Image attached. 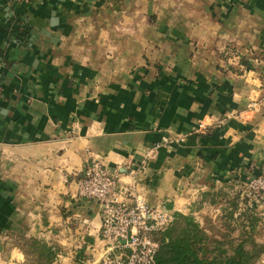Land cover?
I'll list each match as a JSON object with an SVG mask.
<instances>
[{"label": "crops", "instance_id": "1", "mask_svg": "<svg viewBox=\"0 0 264 264\" xmlns=\"http://www.w3.org/2000/svg\"><path fill=\"white\" fill-rule=\"evenodd\" d=\"M92 158L211 232L202 194L264 177V0H0V264H31L22 237L51 264L99 259L98 207L75 197Z\"/></svg>", "mask_w": 264, "mask_h": 264}, {"label": "built area", "instance_id": "2", "mask_svg": "<svg viewBox=\"0 0 264 264\" xmlns=\"http://www.w3.org/2000/svg\"><path fill=\"white\" fill-rule=\"evenodd\" d=\"M217 126L223 119L216 121ZM209 126L199 123L197 131L205 132ZM183 137H164L163 144L181 141ZM161 144L145 151L149 158ZM145 159L137 168L130 169L132 178L145 168ZM117 174L112 173L98 158L87 161L76 180V198L93 201L99 210L101 224L99 241L102 253L93 264H154L162 232L172 220L170 210L162 206H150L134 193V179L130 184H119ZM251 198L250 202L264 200V177L251 176L239 185ZM248 206V204H247Z\"/></svg>", "mask_w": 264, "mask_h": 264}, {"label": "trees", "instance_id": "3", "mask_svg": "<svg viewBox=\"0 0 264 264\" xmlns=\"http://www.w3.org/2000/svg\"><path fill=\"white\" fill-rule=\"evenodd\" d=\"M237 193L219 189L202 194L200 206L220 204L224 212L223 220L214 223L211 232L192 213L173 212L169 225L156 235L159 247L154 264H254L264 255V240H257L255 234L257 228L264 227V215L247 207L234 216ZM17 244L32 264H51L55 258V250L41 239L22 237Z\"/></svg>", "mask_w": 264, "mask_h": 264}, {"label": "rangeland", "instance_id": "4", "mask_svg": "<svg viewBox=\"0 0 264 264\" xmlns=\"http://www.w3.org/2000/svg\"><path fill=\"white\" fill-rule=\"evenodd\" d=\"M148 20L150 21V22H152V21H154V19H149V17H148ZM232 191H236V192H238L237 193V203L238 204H240V205H245V204H247L248 202H250L251 200V198L247 195V191L245 190V189H240V188H238V190H232ZM228 195H230V194H228ZM232 195H236L235 194V192H233L232 193ZM223 200V199H222ZM216 207H218V205L216 206ZM220 211H222L223 212V210H222V208H220ZM207 214H206V217H207V219H210V221L212 222V219L208 216L209 214H208V212H206ZM224 213V212H223ZM224 215V214H223ZM237 215V214H236ZM224 218V217H223ZM223 218L221 219V220H223ZM220 220V221H221ZM220 221H214V223H217V224H219L218 222H220ZM230 221H232V220H230ZM214 223H212L211 225H210V230L211 231H213V224ZM232 223H233V221H232ZM214 230L216 231V232H219L218 230V227H215L214 228ZM259 238H262L263 237V235H264V227L263 226H261V227H259V228H257L256 229V233H255ZM18 242V241H17ZM11 240L10 239H7L5 242H4V252H3V256H2V258H3V261H5V260H7L6 259V256H7V250L10 248V246H11ZM31 264H32V262H31Z\"/></svg>", "mask_w": 264, "mask_h": 264}]
</instances>
